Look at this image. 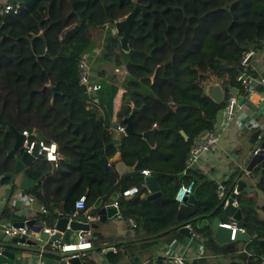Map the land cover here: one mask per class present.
Returning <instances> with one entry per match:
<instances>
[{
  "label": "trees",
  "instance_id": "trees-1",
  "mask_svg": "<svg viewBox=\"0 0 264 264\" xmlns=\"http://www.w3.org/2000/svg\"><path fill=\"white\" fill-rule=\"evenodd\" d=\"M130 12L128 51L119 47L120 33L106 32L102 52L107 64L122 67L125 74L116 83L113 73L97 93L100 103L111 102L122 90L116 114L122 126L132 107L143 108L131 115L133 134L113 136L96 106L86 104L84 88L77 80V62L93 44L89 31L110 26ZM74 25L76 30L66 37L65 31ZM0 26L7 35L0 39V176L14 165L8 154L13 135L6 126L56 143L60 155L56 167L44 160L31 163L24 170L31 184L21 193L45 209L41 219L47 226L57 213L70 214L73 201L81 195L87 208L101 202L89 210L91 214L103 204L116 202L122 219L132 217L137 226L146 228L149 222L150 234L167 230L169 239L179 237L177 228L196 217L227 219L220 212L216 185L194 168L182 171L191 146L213 129L227 95L214 103L203 95L202 84L214 80L242 92L235 81L243 69L241 56L247 51L264 52V0H22L16 14L0 16ZM103 73L101 69L99 74ZM89 81L94 83L90 77ZM152 127L156 129L154 144L149 146L138 134ZM116 153L130 167L120 175L111 162L107 165ZM143 169L155 177L160 196L140 197L145 188ZM240 174L239 168L233 170L227 181L230 189ZM190 180L195 183V198L189 204L191 210L181 217L173 196L179 185ZM130 186L138 192L125 199L121 191ZM223 187L228 194L230 189ZM257 187L264 194V177ZM249 201L242 193L236 197L243 236L219 244L206 224L194 230L203 238L202 250L227 254L247 237L248 264H262L264 215L254 218ZM64 204L70 205V211L63 212ZM260 209L264 214V205ZM9 215L6 207L1 208L0 217ZM105 255L110 263L119 259L118 254ZM79 258L83 264H93L88 256ZM193 264H203L202 258Z\"/></svg>",
  "mask_w": 264,
  "mask_h": 264
},
{
  "label": "crops",
  "instance_id": "crops-1",
  "mask_svg": "<svg viewBox=\"0 0 264 264\" xmlns=\"http://www.w3.org/2000/svg\"><path fill=\"white\" fill-rule=\"evenodd\" d=\"M4 1L5 0H0V3ZM109 27V25H105L103 28L96 29L95 31H89L90 38L93 41V44L89 47L88 52L86 53L88 55L89 77L92 82L100 85L99 89H101L103 82L104 84H107L108 81L111 80L110 77L114 72H119L122 77L125 74V71L122 67L116 68L107 64L102 54L103 48L106 44L105 33L107 32L110 35L115 33L114 29ZM101 69L104 71V73L100 75L99 71ZM247 69L251 72L249 74L250 77L253 78L250 85L254 90H259L260 92L262 91L264 95L263 51L255 52L252 54V56H250L247 61ZM122 77H119L120 80ZM116 80L117 74L115 75V82ZM205 82L219 84V82L214 80H208ZM219 85L222 86L221 84ZM121 91L122 90L118 89L111 102L102 100L101 103L99 101L97 90L94 93L95 96L98 97V105L96 106V109L105 122L108 123V127L111 130L112 125L116 122L114 120L116 119V114L119 108ZM224 93L228 94L231 92L228 90ZM237 93H240V91ZM130 107H132V104ZM256 115L257 113L252 112L249 109L244 111L241 110L235 113L233 121L230 125V130L228 132H223L219 142L210 147L205 153L201 155L197 167L194 169H196L202 176L216 185V189L225 185L227 187L226 189L229 190L231 184L227 183V181L228 179L230 180L229 177L231 173L234 169H241L240 167L243 164L244 158L252 148V144L249 142V135L252 131L253 125H255L253 120L256 118ZM216 118L217 114L215 116V119ZM108 161L112 163L113 169L118 173V175L130 170V167L125 166L118 160L117 153L108 159ZM50 165L55 168L52 164ZM254 169H256V167ZM24 170L25 168L18 174L14 175L13 182L0 185V211L1 208L6 207L10 213L9 217H0V220H2V222L0 221V228L2 225L10 224L13 221H23L26 219H34L35 224L42 225L43 228L49 227L41 219L43 213H40L37 210L39 206L38 203H36L35 200L34 203H28L26 201L28 196H22L21 194L22 190L31 184V180L25 178ZM253 170L248 174L240 172L241 174L239 175L238 180L242 181L243 186L240 191L236 193L234 198L236 200L237 195L242 193V197L245 200H250V205L247 206L252 211L254 218L261 219L264 215L263 211L260 209V207L264 205V194L257 187V182L261 178L259 171L255 172ZM235 184L236 182L232 184L233 188L229 190L227 195H229L231 191L235 189ZM223 193H225L224 188ZM147 194L148 190L145 187L144 192L140 195V197H146ZM18 200L26 202L20 205ZM182 202L177 203L179 215L181 217L186 215V213L191 210V207L189 206L191 203L186 201ZM100 203V201H97L96 204H93L90 208H88V211L90 209H94V207L96 208ZM108 205H111V203L108 202ZM221 207L223 208V205H221ZM99 208L100 207L97 209ZM222 208L220 211L221 213ZM62 209L63 212L64 209H66V211H70L71 207L69 204H64V208L62 207ZM13 216L16 218H13ZM37 216L40 217L35 218ZM241 216L242 215L240 212V217ZM74 219L82 222L81 216H78ZM128 219H131V221L134 222V227H131ZM212 219L213 218L208 219L207 216H199L190 220L189 222L187 221L185 225L180 227L186 226L192 230H195L206 224L210 226ZM150 228H153V225H150L149 222L146 228V226H137L135 219L132 217L127 218V220L122 219L119 216L117 210V213L114 217L106 219L103 223L97 226V234L93 237L96 239L94 240L93 245H91L89 249L80 251V257L83 255L86 257L88 256L93 260V264H164V252L169 251L171 256L181 254L189 261V264H193L199 258H202L203 264H248V257L250 254L245 249L246 241L249 239L247 237L245 238L244 242H242V240L237 242L236 250L228 252L227 254H212L209 252V250H202V237L200 240L201 244H199L197 239H191L189 236L186 237L180 234L178 231L179 228H177V232L180 234V236L169 239V234H166L167 230H161L156 234H150L148 231ZM59 241L60 244L65 243L61 239ZM41 242L42 241L37 240L33 241V243L29 245H17L18 249L14 251L15 255L12 264H62L61 259H59L60 255L56 252V250L45 247L42 254L39 252L38 246L41 244ZM15 245L16 243L8 242L4 244V248L9 251H13ZM179 245L184 248L183 254L181 252L182 249L178 250ZM98 248L99 250H97ZM108 252L118 254V261L115 263H110L105 255V253ZM261 261L262 264H264V258H262ZM80 262L83 264L81 259Z\"/></svg>",
  "mask_w": 264,
  "mask_h": 264
},
{
  "label": "built area",
  "instance_id": "built-area-1",
  "mask_svg": "<svg viewBox=\"0 0 264 264\" xmlns=\"http://www.w3.org/2000/svg\"><path fill=\"white\" fill-rule=\"evenodd\" d=\"M22 0H5L4 2L0 3V16L6 15V14H16L19 8L21 7ZM252 51L245 52L241 58H240V65L243 67L242 71L239 72L236 77L235 81L239 83L240 86H242V91H247L246 95L244 96V99H248L251 93H257L259 95V101L257 104H261L262 101H264V95L263 92L259 90H254L252 86L250 85L251 80L253 79L250 77V75L247 73V61L252 56ZM77 80L78 84L81 85L84 88L85 95H86V104L97 106L98 105V99L97 96H95L96 90L100 88L99 84L91 83L89 81V63H88V55L82 54L77 62ZM258 91V92H257ZM223 99V98H222ZM242 102H238L236 99V94L228 93L223 100V105L217 112V118L215 119V122L213 124V129L210 131H205L201 137L191 146V148L188 151V154L185 158V165L183 168V173H185L187 168H195L197 167L198 161L203 153H205L210 147L217 144L221 138V135L223 132H228L230 130L231 122L233 121V117L235 113L241 110H246L245 105ZM264 106V105H263ZM123 127L119 123H117L116 132L117 133H123ZM23 136V142L21 144V147L29 153L34 147H36L37 152L41 154L42 160L52 164L54 167H56L60 155L58 153L57 145L53 141H45L42 139H37L34 136V132H29L26 130H22L19 132ZM260 134L256 138L255 144H253L251 150L249 151V154L252 155L257 152L258 146L257 141L260 139ZM107 165H109V161L107 162ZM245 165L242 164L240 167L243 169ZM240 169V170H241ZM140 173L143 176L149 175V171L146 169H143L140 171ZM143 187H145L143 185ZM224 187H218L216 189V194L219 199H221V203L224 206L226 204L227 197L229 195L223 193ZM233 188V187H232ZM195 189V183L194 181L190 180L186 184H181L177 187L173 199L176 203H181L184 201L185 197L191 193H193ZM138 192V188L136 186H130L128 188H125L121 191V196L124 198H128L133 196ZM234 195H236L235 189L231 191ZM26 201L28 203H34V199L31 196H28ZM25 201V202H26ZM24 201L18 200V203L21 205L25 203ZM231 204L233 206L237 207V203L235 198H233ZM111 205L117 209L116 202H112ZM72 212L68 215H62L60 213H57V217L65 216L70 219H74L78 216H81L82 221L86 223H90L95 221L97 219V216L94 214H90L88 211V208L85 206L84 202V195L79 196L76 198L72 203ZM40 213H45V209L39 205L37 209ZM25 221V220H23ZM128 222L130 223L131 227H134V222L131 221V219H128ZM217 226L228 229L230 231L229 235V241L235 240V233L238 231L239 233H244L243 229L239 226L236 227V222L231 217H227L226 220L219 221L217 223ZM4 235L10 237V238H23L25 240H31V241H37L39 240L37 237V233L34 232L31 229H28L26 226H12L11 223L7 225H2L0 228ZM42 230L46 232L48 235H51L54 233V229L52 226L43 228ZM189 237L191 239H197V241L200 243L201 236L196 233L194 230L189 228ZM93 238L91 230L88 229L87 231H81L77 233V241L75 243L73 242H65L60 244V241H51L48 242L47 240L42 241L41 244L38 246L39 252L42 254L44 252L45 247H49L51 249L56 250V252L60 255L59 259L61 261H65L69 257H80V251L89 249L91 247V239ZM178 250H181L182 254L184 252V248L182 246H178ZM173 248V247H172ZM189 261L184 258L181 254H176L171 256L169 254V251H165L163 255V263L164 264H189Z\"/></svg>",
  "mask_w": 264,
  "mask_h": 264
},
{
  "label": "water",
  "instance_id": "water-1",
  "mask_svg": "<svg viewBox=\"0 0 264 264\" xmlns=\"http://www.w3.org/2000/svg\"><path fill=\"white\" fill-rule=\"evenodd\" d=\"M133 21V13L130 12L127 15H125L122 19H119L112 23L110 25L111 28L114 29L115 32L120 33V35L117 37V41L119 44V47L122 51L127 52L128 51V39L130 37V25ZM76 25L72 26L71 28L67 29L65 31V36L69 37L71 36L74 31L76 30ZM7 37L5 33L1 30L0 26V39ZM37 37L42 38L40 34L37 35ZM44 54H47L45 51ZM49 89L51 90V93L54 94L55 90L52 86L48 85ZM230 91L233 94H236L238 92V89L235 87H232L228 89L226 86H220L217 83L212 82H204L202 84V93L204 96L210 98L214 103H219L222 100V95L226 91ZM258 92V91H257ZM247 91H242L240 93L236 94V99L238 102H242L244 99V96L246 95ZM259 101V95L257 93H251L248 99H244L243 104L245 105L246 109L251 110L252 112L257 113L256 118H254L255 125L252 127V131L249 135V142L253 145L255 144V140L257 136L260 134V139L257 141V152L250 155L249 153L243 160V164L245 165L243 169L240 170V172L248 174L250 173L255 167L256 171H259V174L261 177H264V101H262L261 104L256 105V103ZM143 108V105L135 108L132 107L130 109L129 115L124 117L122 119V122L124 123L123 127V133L125 135L133 134L132 126H131V115L134 112H139ZM5 124H7V121H5ZM116 128L117 123H114L112 125V135H116ZM6 130L10 131L13 135V145L11 149L8 151V154L14 159V165L13 170L9 173H4L0 176V185L3 184V181L5 178L9 179V182L14 181V175L21 172L24 168L28 167L31 163H33L36 160H42V156L40 153L37 152L36 147H34L29 153H27L22 147L21 144L23 142V136L16 131L14 128L10 126H6ZM155 128L152 127L149 130L143 131L142 133L138 134L141 136L145 142L149 146H153L154 144V132ZM179 133L183 136L184 139H186L185 134L183 131H179ZM253 147V146H252ZM248 178V177H247ZM143 183L144 186L148 190V194L146 195V199H153L158 196H160V192L158 190L157 183L155 181V177L152 175L143 176ZM243 183L241 180H237L235 184V191L238 193L240 189L242 188ZM235 195L233 193H230L227 197L226 204L222 208V214L225 217H231L236 222V227H239V220H240V211L236 206H233L231 204L233 198ZM184 201L188 203H193L194 201V191L193 193L187 195L184 199ZM117 213V209L113 207V205L103 204V207H100L95 215L97 216V219L95 221L86 223L77 221L75 219H70L65 216L57 217L53 223L52 228L54 229V233L51 235H48L46 232L42 230V225H36L34 219H26L25 221H13L11 222L12 226H26L28 229L33 230L37 233V237L40 241L47 240L48 242L51 241H58L63 240L64 242H73L75 243L77 241V233L81 231H87L88 229L92 230V236L94 237L97 234V226L101 223H103L106 219H110L114 217ZM219 222L218 218H213L210 224V228L213 232L214 240L219 243H227L229 242V235L230 231L228 229L221 228L217 226V223ZM179 233L188 237L189 236V227L183 226L178 229ZM243 236V233H239L236 231L235 233V239H239ZM12 242L16 243V245L13 248V251H9L4 248V244ZM33 241L31 240H25L23 238H10L2 232L0 229V264H12L15 250L18 249L17 245H23V244H32ZM13 247V246H12ZM62 264H81L80 259L78 257H69L65 261H61Z\"/></svg>",
  "mask_w": 264,
  "mask_h": 264
},
{
  "label": "rangeland",
  "instance_id": "rangeland-1",
  "mask_svg": "<svg viewBox=\"0 0 264 264\" xmlns=\"http://www.w3.org/2000/svg\"><path fill=\"white\" fill-rule=\"evenodd\" d=\"M112 69V68H111ZM114 74L116 75L117 74V80H116V82L118 83L119 81H120V78L119 77H122L120 74H119V72H114ZM122 75H123V73H122ZM124 80V79H123ZM122 81V80H121ZM114 120V119H113ZM114 121H116L117 122V120L115 119ZM115 122V123H116ZM10 183V182H9ZM1 222H2V220H0Z\"/></svg>",
  "mask_w": 264,
  "mask_h": 264
},
{
  "label": "clouds",
  "instance_id": "clouds-1",
  "mask_svg": "<svg viewBox=\"0 0 264 264\" xmlns=\"http://www.w3.org/2000/svg\"><path fill=\"white\" fill-rule=\"evenodd\" d=\"M230 242V241H229Z\"/></svg>",
  "mask_w": 264,
  "mask_h": 264
}]
</instances>
